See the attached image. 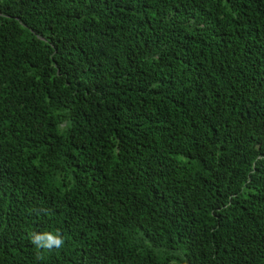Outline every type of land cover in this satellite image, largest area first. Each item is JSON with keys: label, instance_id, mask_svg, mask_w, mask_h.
<instances>
[{"label": "trees", "instance_id": "trees-1", "mask_svg": "<svg viewBox=\"0 0 264 264\" xmlns=\"http://www.w3.org/2000/svg\"><path fill=\"white\" fill-rule=\"evenodd\" d=\"M0 264H264V0H0Z\"/></svg>", "mask_w": 264, "mask_h": 264}, {"label": "clouds", "instance_id": "clouds-1", "mask_svg": "<svg viewBox=\"0 0 264 264\" xmlns=\"http://www.w3.org/2000/svg\"><path fill=\"white\" fill-rule=\"evenodd\" d=\"M32 243L36 244L38 248L51 250L53 247H61L64 241L58 233L53 235L51 233L45 232L43 234H33Z\"/></svg>", "mask_w": 264, "mask_h": 264}]
</instances>
